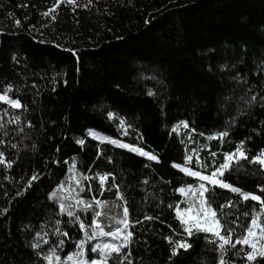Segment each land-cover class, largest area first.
<instances>
[{
  "label": "trees",
  "instance_id": "trees-1",
  "mask_svg": "<svg viewBox=\"0 0 264 264\" xmlns=\"http://www.w3.org/2000/svg\"><path fill=\"white\" fill-rule=\"evenodd\" d=\"M56 3L0 0V93L21 104L0 101V264H48L53 247L65 257L82 238L79 220L116 230L111 197L128 208L133 235L121 256L130 252L131 264H219L205 233L183 232L179 189L197 179L174 165L197 147L210 173L242 145L249 159L221 180L264 199V169L250 162L264 151V0H60L44 15ZM74 161L93 207L77 204L69 217L50 194ZM208 189L233 239L243 235L260 203ZM168 238L191 248L172 255ZM240 248L227 251L228 264H246Z\"/></svg>",
  "mask_w": 264,
  "mask_h": 264
},
{
  "label": "snow or ice",
  "instance_id": "snow-or-ice-1",
  "mask_svg": "<svg viewBox=\"0 0 264 264\" xmlns=\"http://www.w3.org/2000/svg\"><path fill=\"white\" fill-rule=\"evenodd\" d=\"M60 0H57V3L55 6L50 9L49 12L44 13V15H50L52 11H55V7L59 6ZM63 2L66 3H72L74 4L75 0H63ZM91 2V0H89ZM54 19V17H53ZM151 94V93H150ZM254 99V98H253ZM0 101H5L8 104H10L12 107L19 108L21 107V104L18 100H11L7 95H0ZM111 115V114H110ZM121 127H123V121L120 122ZM184 127H187V124L185 123L183 125ZM175 131V129H174ZM93 136H96V133H90ZM126 134V133H125ZM226 135V133L222 134ZM98 139H107V138H101L98 137ZM111 143H118L115 140L109 141ZM82 143V142H81ZM119 146L129 148V145L126 144H120ZM132 151L138 152L141 156H146L150 160H158L157 156L152 155L148 152H144L142 149L139 148H132ZM3 157V153H0V164L5 163ZM188 162L192 161V156H188L187 158ZM198 159V158H197ZM240 159L248 160V156L243 151V146L241 145L239 148H237L235 153H231L225 156V162L221 163L218 168H216L215 171L211 173V175H202L200 172L192 171L188 167H182L181 165L177 164L174 165V167L180 168L181 171L185 172L189 176L198 177L202 181H207L209 185L213 186H219L221 188L230 189V191L239 194L243 200L247 201L251 199L252 201L259 202L261 205V208L264 209V199L261 198L259 195L254 194H248L242 192L241 189L236 188L232 185L227 184L226 182L217 179L218 176H223L225 170H230L232 163H239ZM253 164H259L262 169H264V151H262L259 155L253 157L250 161ZM8 167H11V163L7 164ZM33 180L37 179L36 176L32 177ZM108 179L107 176L100 177L101 184L104 183ZM80 181H77V184H79ZM118 189V186H116ZM209 189L206 187L205 184H200L198 191H199V202L198 206L192 202L188 203V207L184 210H181L177 207V216L180 220V223L183 228V232L186 234L187 237H192L194 234L198 233H205V239H208L209 243H213L217 245V249L220 252V258H219V264H228V262L225 260V255L227 254V251L229 249H236L237 245H240L241 248L238 251V255L242 253V259L246 261V264H254V262L259 259H264V223H260V215H257L256 217H253L250 221V225L246 227V230L243 235L237 236L235 239H233L235 235V229L232 227H225V223H221L222 217H220L215 209L211 207V205L208 202L207 197L205 196V192H207ZM182 193L187 195V192L185 189H180ZM191 191V189H189ZM261 192H264V187L260 188ZM56 193H53V196H55ZM120 199H123L122 196L119 197ZM97 206H101L102 204L100 201H95ZM77 204H83L84 209H90L93 207L92 204L85 203L84 201H77ZM221 208H231L232 204L231 202L221 205ZM60 210L63 213H66L69 217H74L75 213L71 210H69V207H66L63 203L60 204ZM95 215L97 217L104 215L102 212H95ZM128 208L127 206L123 207V219L118 221L119 224L123 225V229H118L116 232H104L101 226V223L94 222V228L98 231H93L91 234H89L87 231H85V237L86 239L81 240L78 244L79 251L77 253H74L72 256H69L67 259L71 264H108L109 260L112 259L113 254L116 255L118 258L117 264H125V261H127V264H131V260L129 259V256L131 255L130 252L127 254L121 256V252L123 248H127L131 237L133 233L131 231H128L126 235H123V244L122 245H115V244H109L105 243L103 245L96 244L91 248V252L97 253L99 258L89 260L86 258L85 255V244L97 237H103V236H113L118 237L123 230H126L129 228V220H128ZM147 220L153 219L152 217H145ZM139 222V221H137ZM81 229H84V225L80 224ZM57 235H63L67 236V233H61L59 228L56 229ZM209 234L211 237H214V239H209ZM169 239V243L173 245L172 248V255H177L179 253L180 249H183L187 251L191 248V244L187 242V240H179L174 241L171 238ZM45 244L48 243L47 240L43 241ZM64 244V241L61 239L57 241L56 246L62 247ZM35 247H39V244L34 245ZM51 255H47L44 257L48 261V264H53V261H56V264H60V257L56 255V247H53L51 250Z\"/></svg>",
  "mask_w": 264,
  "mask_h": 264
},
{
  "label": "rangeland",
  "instance_id": "rangeland-1",
  "mask_svg": "<svg viewBox=\"0 0 264 264\" xmlns=\"http://www.w3.org/2000/svg\"><path fill=\"white\" fill-rule=\"evenodd\" d=\"M89 0H75L74 4H84L86 2H88ZM0 95H6L5 93H0ZM185 124V122L180 123L176 129L178 132H183L186 127H184L183 125ZM188 137H191V135L189 134ZM121 144H126L129 145V148H126L128 150H131L132 148H135L136 146H134L131 143L128 142H121ZM125 148V147H123ZM200 148V147H199ZM140 149V148H139ZM144 151V150H143ZM145 152V151H144ZM152 154V153H150ZM154 155V154H152ZM228 155V154H226ZM188 156H192V161L186 163L185 167L190 168L192 171H197L200 172L202 175H211V173L213 171H211L210 173H205L204 171H202V169H206L207 165L204 161V159L201 156L200 150L197 149V147L195 149H193ZM198 158V159H197ZM192 165H197L198 167H200V170H196L194 168H192ZM86 177L88 178L89 176L86 175ZM197 180L195 183L193 184H189L187 186L181 187L180 189H185V191L187 192V195H185L184 193H182L181 191H179L180 193H182L185 197V200L187 202V207H188V203L192 202L194 204H196L198 206V202L200 199L199 196V185L200 184H205L206 187H210L211 185L208 184L207 181H202L200 180L198 177H195ZM217 179L221 180V176L216 177ZM99 182H100V177H98ZM77 181H80V179L77 177L76 175V162H72L69 165V171L67 174L66 179L60 184L59 187H57L51 194L50 197L52 199H57L59 205L61 203H63L66 207H69V210L73 209V206L77 205V201H84L85 203V196L82 195V184L81 181L79 184H77ZM89 183H91V181L89 180ZM101 183V182H100ZM179 189V190H180ZM189 189H191V191H189ZM53 193H56L55 196H53ZM101 202V201H100ZM102 204V202H101ZM107 204L110 207V212L113 214L112 216L115 218L112 223L116 224V226H118V228L112 232H116L118 229H123V225L119 224L118 221H120L121 219H123V207H122V203L119 199L111 197L110 200H107ZM103 206V205H102ZM187 207H183V208H179L181 210H184ZM257 215H260L261 219H260V223H264V209H262L261 207L254 212L253 217H256ZM112 219L111 218H106V222H110ZM94 222H99L101 223L99 220H95L93 221L91 224H84V222L82 220H79V223L83 224L85 227L84 229H82V238L77 242V247L76 249L69 253L68 255H66L65 257H60L58 254H56L57 256L60 257V264H71V262L68 261V257L72 256L74 253H77L79 251L78 248V244L81 240L86 239L85 237V231H87L89 234H91L94 230L98 231L97 229L94 228ZM102 229L104 232H107V230L103 227V225L101 224ZM128 232V230H123V232L120 233V235L118 237H113V236H103V237H97L89 242H87L85 244V255L86 258L89 260L92 259H96L99 258L97 253H93L91 252V248L96 245V244H105V243H109V244H115V245H122L123 244V235H126V233ZM124 249V248H123ZM122 249V250H123ZM51 255V254H49ZM90 255V256H89ZM53 264H56V261H53ZM109 264V262H108Z\"/></svg>",
  "mask_w": 264,
  "mask_h": 264
}]
</instances>
